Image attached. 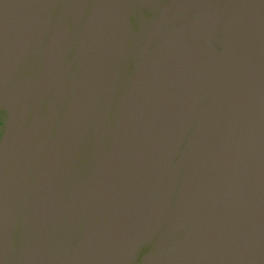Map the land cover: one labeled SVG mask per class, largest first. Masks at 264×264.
<instances>
[{
	"label": "water",
	"instance_id": "95a60500",
	"mask_svg": "<svg viewBox=\"0 0 264 264\" xmlns=\"http://www.w3.org/2000/svg\"><path fill=\"white\" fill-rule=\"evenodd\" d=\"M0 264H264V0H0Z\"/></svg>",
	"mask_w": 264,
	"mask_h": 264
}]
</instances>
